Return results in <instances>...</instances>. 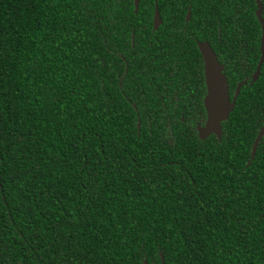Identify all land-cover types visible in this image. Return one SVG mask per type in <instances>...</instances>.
<instances>
[{
	"label": "trees",
	"instance_id": "obj_1",
	"mask_svg": "<svg viewBox=\"0 0 264 264\" xmlns=\"http://www.w3.org/2000/svg\"><path fill=\"white\" fill-rule=\"evenodd\" d=\"M255 10L0 0V264H264V136L248 164L264 122ZM202 41L230 100L246 81L219 139L196 131Z\"/></svg>",
	"mask_w": 264,
	"mask_h": 264
},
{
	"label": "water",
	"instance_id": "obj_2",
	"mask_svg": "<svg viewBox=\"0 0 264 264\" xmlns=\"http://www.w3.org/2000/svg\"><path fill=\"white\" fill-rule=\"evenodd\" d=\"M256 1V10H255V16L258 20L261 28V38H260V58L258 61V64L256 66V70L254 74L252 75V82H255L258 74L259 69L262 64V61L264 59V21L262 19V4L258 1ZM138 7V0H134V11L136 12ZM189 12L186 15V21L189 19ZM161 20L158 14L157 9L154 10L153 15V30H156L158 26L160 25ZM197 48L199 50V53L202 57L203 62V75H204V84H205V95L202 99V105L205 112V122L203 126H196L197 136L200 140L206 139L210 135H214L217 139L221 137V122L225 121L228 118V114L232 111L235 105L236 98L239 94L241 85L245 84L246 81H242L237 84L234 95L232 99H229V92H228V84L225 77V74L223 72V66L219 64L215 53L212 51L211 47L206 42H197ZM212 65L217 80L219 82V95H220V106L218 110L215 112L214 116L212 115L211 109L209 108L210 100H209V85H208V68ZM211 88V85H210ZM264 136V122L261 128L259 129L256 137L254 138L253 144L251 146V152H250V158L248 160V164L251 159H253L256 148L258 146V143L260 142L261 138ZM161 258V264H164L163 257ZM143 264H146L144 262Z\"/></svg>",
	"mask_w": 264,
	"mask_h": 264
},
{
	"label": "snow or ice",
	"instance_id": "obj_3",
	"mask_svg": "<svg viewBox=\"0 0 264 264\" xmlns=\"http://www.w3.org/2000/svg\"><path fill=\"white\" fill-rule=\"evenodd\" d=\"M208 85H209V108L211 109L212 115L214 116L215 112L220 106V95H219V82L216 77V73L212 65L208 68ZM211 85V88H210Z\"/></svg>",
	"mask_w": 264,
	"mask_h": 264
},
{
	"label": "flooded vegetation",
	"instance_id": "obj_4",
	"mask_svg": "<svg viewBox=\"0 0 264 264\" xmlns=\"http://www.w3.org/2000/svg\"><path fill=\"white\" fill-rule=\"evenodd\" d=\"M202 42H206V43H208L207 41H202ZM209 44V43H208ZM209 46H210V44H209ZM211 47V46H210ZM212 49V48H211ZM212 51H213V49H212ZM214 52V51H213Z\"/></svg>",
	"mask_w": 264,
	"mask_h": 264
}]
</instances>
